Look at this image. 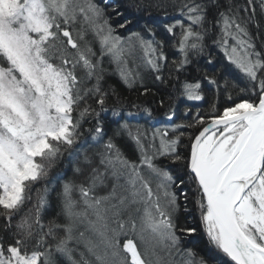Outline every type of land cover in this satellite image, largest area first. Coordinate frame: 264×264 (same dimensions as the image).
<instances>
[{"label":"snow or ice","instance_id":"obj_1","mask_svg":"<svg viewBox=\"0 0 264 264\" xmlns=\"http://www.w3.org/2000/svg\"><path fill=\"white\" fill-rule=\"evenodd\" d=\"M112 2L0 0V264H264V0Z\"/></svg>","mask_w":264,"mask_h":264},{"label":"trees","instance_id":"obj_2","mask_svg":"<svg viewBox=\"0 0 264 264\" xmlns=\"http://www.w3.org/2000/svg\"><path fill=\"white\" fill-rule=\"evenodd\" d=\"M131 3H132V0H113L112 6L109 7L107 10H108V12H112V7L121 8V10H123V9L127 8ZM132 10L134 11V9H132ZM152 15L154 17H159V16H162L163 13L161 11H155L154 10L153 13H152ZM118 19H119V17H117L116 15H113L112 16L113 22H116ZM149 86L151 87L152 85L150 84ZM118 87L121 88L123 95L126 96L129 100L135 101L137 103H143V101H144L145 98L141 96L138 99L137 98L138 97V93H136V92H129L127 89H124V88H122V86H119V85H118ZM160 95H165V94L162 91L156 97L157 100L159 99V96ZM148 99L150 100V99H152V97L149 96ZM213 99H214V97H213L212 94H207L206 95V99L203 100L202 102L194 105V107H201L203 109H206L207 112H208L209 107H210V104L212 103ZM223 99H224V97L222 95L221 96V103L223 102ZM178 102L181 103L180 100L175 99V96H174V99H173V101L171 103L177 104ZM165 103L166 104L169 103L166 95H165ZM183 104H185V106H189L190 105L189 103H185V102H183ZM154 107H155V105H154ZM57 171H60V169L58 168V169H56V170H54L52 172V176L53 177L56 175V172ZM42 187H43V182H41L39 185H37V189L42 188ZM35 194H36V189L33 190V198L34 199H35ZM197 219H198V217H197ZM189 222H191V221H189ZM195 240L197 242L194 243V244L189 245L190 247H193L194 250H197L198 252L203 251V250H206V239L202 235L195 237Z\"/></svg>","mask_w":264,"mask_h":264},{"label":"rangeland","instance_id":"obj_3","mask_svg":"<svg viewBox=\"0 0 264 264\" xmlns=\"http://www.w3.org/2000/svg\"><path fill=\"white\" fill-rule=\"evenodd\" d=\"M180 102L181 103H179V102L177 103L179 105V107L177 109V115L178 116L181 115L183 113V111H184V108L187 107V106H185V104H183V102L189 103L190 105H196V104H198V103H200L202 101L191 102V101H187L186 99H182V100H180ZM197 109H199L202 113H206L207 112L206 109H203L201 107H192L191 108L192 113L194 114L197 111Z\"/></svg>","mask_w":264,"mask_h":264}]
</instances>
